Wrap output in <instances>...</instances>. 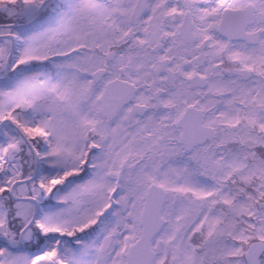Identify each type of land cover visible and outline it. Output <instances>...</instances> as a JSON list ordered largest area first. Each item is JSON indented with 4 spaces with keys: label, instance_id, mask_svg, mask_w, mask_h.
<instances>
[{
    "label": "flooded vegetation",
    "instance_id": "obj_1",
    "mask_svg": "<svg viewBox=\"0 0 264 264\" xmlns=\"http://www.w3.org/2000/svg\"><path fill=\"white\" fill-rule=\"evenodd\" d=\"M66 1L52 0L48 8H58V3L70 11ZM91 4L90 10L82 11L79 49L72 51L77 55L80 50L76 66L73 54L58 56L52 46L45 59L33 62L44 68L46 80L62 71L70 77L74 70L73 80L82 86L79 102L89 121L80 166L96 169L101 163L98 156H104L111 143L110 158L117 149L123 168L159 163L161 175L154 174L150 185L162 180L159 186L167 194L162 233H183L190 228L186 224L190 215L199 222L186 240L189 256L180 257L183 241L177 257L164 241L166 257L161 264H246L248 240L239 246L230 237L227 263L228 256L222 254L227 246L217 250L218 256L213 250L210 258L209 243L198 239L199 233L212 231L208 215L217 218L221 229L229 230L230 222L247 235L250 211L254 212L250 201L264 200V0H228L218 19L208 25L187 0H92ZM247 5H252L251 16L242 39H229L220 31L224 10ZM17 53L7 54L1 76L8 79L6 85L22 66H16ZM58 59L72 64L60 69L54 64ZM112 102L118 104L116 112ZM110 110L115 112L111 120ZM189 110L198 112L200 125L211 138L187 148L180 139L183 129L176 125ZM203 131L197 129L195 135ZM24 185L35 191L39 184ZM116 189L113 193L119 192Z\"/></svg>",
    "mask_w": 264,
    "mask_h": 264
},
{
    "label": "rangeland",
    "instance_id": "obj_2",
    "mask_svg": "<svg viewBox=\"0 0 264 264\" xmlns=\"http://www.w3.org/2000/svg\"><path fill=\"white\" fill-rule=\"evenodd\" d=\"M28 1H33V3ZM26 2V5L28 4L25 12L27 21L24 24L33 21V14L44 4L46 5L43 8L44 11L49 9L50 13L54 11L53 6L48 8L51 0H26ZM91 2L92 0H67L66 4L70 11L60 9L57 16L55 18L53 16V19L50 18L48 23L40 29L33 27V31L28 36L22 40L17 39L14 54L18 50L19 60L16 66H29L34 61H42L45 59L47 48L52 46L60 56L73 54L72 62L73 67H75L74 61L80 59V50L76 51L77 55L72 51L77 46L79 49L82 40V11L86 7H89L90 10ZM210 3H215V0H207L206 4ZM4 4L8 6L6 12L11 14V9L5 1L0 2V7ZM57 6L61 8L58 3ZM35 29L36 31H34ZM68 29L69 31H66ZM0 35V65L2 66L10 45L7 43L9 41L4 39L5 35L1 28ZM67 62L71 61L68 59ZM67 62L65 60L54 61V64L60 69H65L67 65L69 67L72 64ZM12 68L13 65H10V69ZM54 77L51 80H46L42 73L30 71L21 77L17 84L10 83L1 86L0 83V138H2L0 141V193L6 197H4L3 202L0 199V235L8 234L9 214L11 212L12 217L14 213L11 210H14V217L18 219L16 226L24 227L20 230L17 240L10 239L9 243L12 246L19 248V246L26 245L31 241L32 233L39 238L42 237V234L59 236L51 238L49 243L47 242V246L43 248L44 252H39L40 254L37 256L24 252L11 255L7 249H4L3 252L0 251V264H55L50 259L54 258L50 253L52 249L57 250L59 254L56 264H120L121 256L126 251L128 242L136 240L134 233L139 228L138 224L142 211L141 196L150 186L154 174L159 173L161 175L160 165L159 163H148V165L141 164L123 168L120 160L117 159L118 157L116 158L117 149L114 156L110 158V152L113 151L112 147L114 146L111 143L108 149H104L105 155L98 156L101 163L96 169H93L92 176L86 181L72 183L73 178L83 174L84 168L80 166V161H82L81 150L84 145L86 121L89 120H87L86 114L80 106L79 100L83 98L82 86L79 80L77 82L73 80L74 70H72L70 77L66 71H62L59 77ZM69 84L72 86L68 88ZM34 105L36 106L33 113L36 112V119L27 114L21 115V121L24 125L21 140L6 127L5 118L8 117L17 122L18 114L25 113ZM67 112L76 116L78 121L73 122L68 119ZM37 129L50 135L49 143H45L41 134L35 132ZM85 138H88L87 134ZM21 141L22 144H20ZM32 144L35 145V151L31 148ZM49 146L51 147L50 150ZM18 153H22L23 157L26 155L23 167L26 165L24 162L29 165L31 161L28 159V155L33 154V165L30 168L28 165L25 167L30 171L27 177L37 176L41 181L42 177L47 176L44 179L45 182H42L43 188L35 185V191L34 189L30 191L27 185L16 184L21 170V160H18ZM41 158L44 160L48 158L44 165L41 163ZM151 171L153 172L150 173ZM261 172H264V169H261ZM156 181L159 185L163 184L160 179ZM39 182L36 179L31 183L40 184ZM116 186V191L119 192L113 193ZM60 187H66L67 190L63 192L62 189L65 188H62L54 191ZM52 194L56 200L60 201L61 205L57 208H43L41 204L49 201ZM204 204L201 205L202 208H205ZM258 209L261 211V222L258 221V225H256V222L249 220L247 235H242L239 231L234 230L230 222L226 224L229 230L221 229V224L217 218L213 215L206 216V219L208 218L210 221L212 231L215 232L199 233L198 241L209 243L210 258L213 257V250L217 254L219 248L221 251L227 246V249H224L227 254L224 252L222 254L227 255L225 260H228L229 252H231L228 246L230 237L239 246H244L247 240L253 238L264 240V207H261V201L258 203ZM38 210L37 219L32 222L34 226L31 231L22 235L23 230L31 223ZM98 217L104 219V224L99 229L100 235L90 239V241H81L78 247L79 253H75L74 247L60 243L63 235H77L79 231L95 223ZM253 219L256 221V218ZM186 224L190 228L183 233H161L155 239L154 246L159 239L171 242L172 248L175 249L173 257H177L179 245L183 241L179 254L180 257H188L186 240L199 226L196 215H190ZM256 227L259 233L250 232ZM61 245L64 246L63 252ZM36 249L41 251L42 248L38 246ZM164 257H166L165 250L157 257L155 264H161V259Z\"/></svg>",
    "mask_w": 264,
    "mask_h": 264
},
{
    "label": "water",
    "instance_id": "obj_3",
    "mask_svg": "<svg viewBox=\"0 0 264 264\" xmlns=\"http://www.w3.org/2000/svg\"><path fill=\"white\" fill-rule=\"evenodd\" d=\"M7 8L8 6L6 4L2 5L0 7V12L5 13ZM251 9L252 5H247L243 9H225L220 27L221 33L229 39H242L247 22L251 16ZM107 106H110V104ZM115 106L116 112L118 110V104L112 102V107ZM115 112L112 114L110 110L107 113L110 116L109 120L113 118ZM200 120L201 117L196 110H189L176 125L183 129L180 139L181 143L187 148L193 146L197 142H204L208 137L211 138V135H208L205 132L206 128L201 127ZM197 129H203L204 131L200 135H195ZM166 198L167 194L164 189L157 185H152L147 190L140 217L141 234L139 238L127 248L124 264H153L154 254L160 253L163 244L162 241H159L156 249L154 250L152 248V241L166 223L162 216V210L166 203ZM37 212L25 230L30 227L36 218ZM6 241L8 242L7 239ZM263 253L264 243L261 241L252 242L245 254L247 264H259V259Z\"/></svg>",
    "mask_w": 264,
    "mask_h": 264
},
{
    "label": "trees",
    "instance_id": "obj_4",
    "mask_svg": "<svg viewBox=\"0 0 264 264\" xmlns=\"http://www.w3.org/2000/svg\"><path fill=\"white\" fill-rule=\"evenodd\" d=\"M2 1H5L6 3H8V5L11 9V14L9 12H5V13L0 12V28H1V31H3V34H9V45H10V47H12V50L16 49V47L14 49V46H15V42L17 41V39L22 40L25 36H28V34L33 31V27L37 22H39L40 24L45 23L47 21V19L52 18L53 15L55 14V13L51 14L49 12L50 9L44 11L43 8L46 6L44 4L42 6L40 12L38 9L37 12H35L33 14V18H34L33 23L31 25L24 24V22L27 21V16L25 15V12H26V8H27L28 4L26 5V3H27L26 0H0V2H2ZM28 2L33 3V1H28ZM37 15H39L38 18H36ZM19 70H21V68L14 71L15 76L17 75V72ZM22 70L27 72V69H25V68H22ZM3 73H4L3 65L2 66L0 65V74H3ZM29 113H31L34 116V113L32 111H29ZM9 128L15 134L19 135V132L14 127L9 126ZM41 138H45V137L42 136ZM45 143H48V140L45 139ZM43 151H44V149H43ZM25 157H26V155L23 157L22 153H18V160H21V170L19 171V174H18L20 179H25L30 174V171H28L25 168L26 165H28L27 162H24V163H26V165L23 167V161L25 160ZM28 159L31 161L30 162L31 164L29 163V165H28L29 166L28 168H30L33 165V159H34V156L32 153L28 155ZM41 163H43V165H44V160H41ZM90 170L91 169H83V171H82L83 174L79 177L73 178V180H71V182L74 183V182L82 181L85 178L89 177L90 176V174H89ZM32 175H30V176H32ZM46 177L47 176H44L41 178V181L39 182L40 188H43L42 182L44 181V179H46ZM27 178H30V177H27ZM62 188H65V189H62ZM263 188H264V186H263ZM58 189L59 190L62 189L63 192L67 190L66 187H60L54 191H57ZM4 197H5V195L4 194L1 195V193H0V199L2 200V202L4 201ZM141 201L143 203V198ZM251 203L255 204L256 209H258V202H251ZM60 205H61L60 201L56 200V198L53 196V194L51 195L49 201H46L43 203V206L45 208H47V207L57 208ZM4 209H6V208H4ZM11 211L15 214L14 210H11ZM14 214H12L13 215L12 217H11V212L9 214V220H8L9 229H8V234H6V235L9 239L17 240L19 237V234H20V230H22L24 226H19V227L16 226L18 219H16L14 217ZM103 221H104L103 217H98L95 223L91 224L90 227H88L82 231H79L77 233V235H75V236H68L67 234L63 235L64 237H62V241H60V243L62 245L66 244L69 247H74L75 251H76L75 253H79L78 252V247L80 246L79 243H81V241H90V239L98 237L100 235L99 229L102 228V226L104 224ZM33 224L30 226V228L25 233H28V231H31L32 227L34 226ZM138 227L139 228L134 233L135 238H137L140 234V225L139 224H138ZM57 237H59V236L58 235L52 236V235L42 234V237L39 238V237H36L34 235V233H32L31 234V241L28 242L26 245H23L20 248H8L7 250L9 251V254H11V255H13L14 253H17V252H24V253H27L29 255L31 254L33 256H37L40 253L44 252L43 248L45 246H47V242L49 240H51V238H57ZM76 242H78V244H76ZM132 242L133 241H129L128 245L131 244ZM62 245H61V247L63 248L62 249V252H63L64 246H62ZM5 246H6V244L3 242V239L0 238V251L1 252H3V250L6 249ZM38 246H40V248H42L41 251H38V249H36ZM165 247L166 248H172L171 242H165ZM123 262H124V254H122V256H121V263L120 264H123Z\"/></svg>",
    "mask_w": 264,
    "mask_h": 264
},
{
    "label": "bare ground",
    "instance_id": "obj_5",
    "mask_svg": "<svg viewBox=\"0 0 264 264\" xmlns=\"http://www.w3.org/2000/svg\"><path fill=\"white\" fill-rule=\"evenodd\" d=\"M192 10L196 13L198 18L203 19L208 25L216 21L220 15L222 7L228 4V0H219L216 3L206 4L207 0H187ZM52 256L56 259L58 251L52 249Z\"/></svg>",
    "mask_w": 264,
    "mask_h": 264
}]
</instances>
